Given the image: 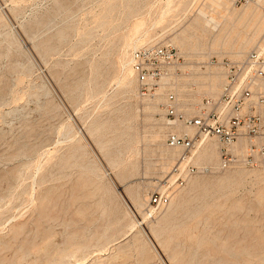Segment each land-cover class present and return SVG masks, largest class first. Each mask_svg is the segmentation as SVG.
<instances>
[{
    "label": "rangeland",
    "instance_id": "1",
    "mask_svg": "<svg viewBox=\"0 0 264 264\" xmlns=\"http://www.w3.org/2000/svg\"><path fill=\"white\" fill-rule=\"evenodd\" d=\"M257 1L0 0V264H264V173L169 184L162 99L127 70L171 46L182 109L217 100L221 63L264 45Z\"/></svg>",
    "mask_w": 264,
    "mask_h": 264
},
{
    "label": "built area",
    "instance_id": "2",
    "mask_svg": "<svg viewBox=\"0 0 264 264\" xmlns=\"http://www.w3.org/2000/svg\"><path fill=\"white\" fill-rule=\"evenodd\" d=\"M255 0H232L243 5ZM181 55L171 46L149 44L131 53L130 66L139 93L162 99L165 144L178 158L169 184L183 186L193 176L212 170L243 169L264 173V58L258 51L242 62L224 61L222 90L217 100L200 95L199 107L182 109L170 81L177 76ZM215 140L219 163L208 166L199 154ZM165 198L152 203L163 205Z\"/></svg>",
    "mask_w": 264,
    "mask_h": 264
},
{
    "label": "bare ground",
    "instance_id": "3",
    "mask_svg": "<svg viewBox=\"0 0 264 264\" xmlns=\"http://www.w3.org/2000/svg\"><path fill=\"white\" fill-rule=\"evenodd\" d=\"M257 2H261V1H257ZM223 5V4H222ZM259 5V4H258ZM253 14H254V10L253 9H251V10H246V11H244V15L245 16H248V17H251V16H253ZM253 25H255V24H253ZM260 24H256V28L254 29L255 30V33H254V36H256L257 34H259L260 33V31L261 30H259L260 29V26H259ZM251 35V34H250ZM245 40V39H244ZM249 45H251V41H245V42H243L240 46H238V49H237V52L235 53V55H236V57L238 56V57H241V56H239V55H242L246 50H247V48L249 47ZM182 47H183V44L181 45ZM258 51L263 55L264 54V45H261V46H259L258 47ZM179 52V51H178ZM179 54L182 56V55H184L183 54V52L180 50V52H179ZM128 70V74L130 75V76H133V74H132V70H131V68H129V69H127ZM215 78H217V81H220L218 78L219 77H215ZM215 78H212L211 79V82H210V86H215V84H214V79ZM221 78H222V76H221ZM173 152V151H172ZM218 156V154H217V152H216V149H214V148H212V145H207V146H205L204 147V149L202 150V152L199 154V157H201L204 161H206L207 163H212L213 161L215 162L216 160H217V157ZM215 157H216V159H215ZM173 164V162H172V160H170L169 162H168V165L167 166H171ZM169 168L167 167L166 168V170H168ZM106 173V172H105ZM109 178V177H108ZM110 180V179H109ZM112 185H114L113 183H112ZM154 232V231H153ZM154 234H155V232H154ZM145 236H146V238H147V240H148V242L150 243V244H152V241L150 240V238L148 237V235L145 233ZM156 236V235H155ZM157 237V236H156ZM190 239V241L192 242H195V241H197V239L196 238H193L192 236L189 238ZM159 244L160 245H163L164 243H163V241H159ZM164 246V245H163ZM170 260H171V262L173 261V264H180V259H178V257H177V255L176 254H173L171 257H170Z\"/></svg>",
    "mask_w": 264,
    "mask_h": 264
},
{
    "label": "water",
    "instance_id": "4",
    "mask_svg": "<svg viewBox=\"0 0 264 264\" xmlns=\"http://www.w3.org/2000/svg\"><path fill=\"white\" fill-rule=\"evenodd\" d=\"M116 191L120 194V196L122 197L123 201L127 204V206H129L128 203L126 202V200L124 199V197L122 196L121 191L117 188H116Z\"/></svg>",
    "mask_w": 264,
    "mask_h": 264
}]
</instances>
